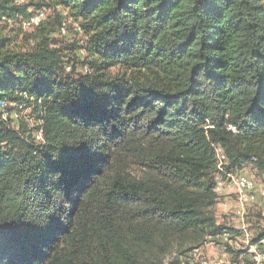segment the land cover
<instances>
[{"label": "trees", "instance_id": "16d2710c", "mask_svg": "<svg viewBox=\"0 0 264 264\" xmlns=\"http://www.w3.org/2000/svg\"><path fill=\"white\" fill-rule=\"evenodd\" d=\"M53 2L82 60L52 48V25L29 48L0 35V264H183L238 236L212 211L217 150L264 178V0Z\"/></svg>", "mask_w": 264, "mask_h": 264}, {"label": "rangeland", "instance_id": "374dc122", "mask_svg": "<svg viewBox=\"0 0 264 264\" xmlns=\"http://www.w3.org/2000/svg\"><path fill=\"white\" fill-rule=\"evenodd\" d=\"M13 1L15 5L26 9L33 16L29 21L22 16L17 17L16 20L0 18V35L10 40L12 49L29 48L26 44L28 40H24V35L35 33L41 25L46 27L52 25L55 29V32L50 36L52 48L62 53L66 63L73 62V59L81 58L82 60L84 58L85 54L79 51L78 47L84 45L87 40H85L79 21L75 19L70 9L56 6L53 2L55 0ZM32 19H35L34 23L31 21ZM113 72L117 73L115 70ZM13 119H17V117L14 116ZM241 173L254 179L259 187H264V178H257L252 168H247ZM233 191L224 190L219 195L218 204L212 211L220 224L228 225L231 229L238 231L239 235L234 238L223 236L216 240L208 239V242L200 250L183 258V264H246L243 258H236L237 252L246 249L249 250L248 257L251 264L264 262V255H260L257 249L250 247L249 243V239L258 233V228L264 227V199H259L257 203L247 204L242 208ZM241 209L244 212L242 217L238 215ZM229 248L234 253L229 251ZM170 260L172 258L168 259V261Z\"/></svg>", "mask_w": 264, "mask_h": 264}, {"label": "bare ground", "instance_id": "6f19581e", "mask_svg": "<svg viewBox=\"0 0 264 264\" xmlns=\"http://www.w3.org/2000/svg\"><path fill=\"white\" fill-rule=\"evenodd\" d=\"M2 110V109H1ZM235 131L234 129H232ZM37 141L42 140V134H37L36 136ZM217 159H218V170L220 171V175L216 179V188H220V183L221 184H227V187L229 188H222L221 193L224 190H231V191H237V199L238 203L242 206V208L247 205V204H255L253 201L255 200V192H249V187L246 184H242V181H252L253 182V187L254 189H260L263 198H264V187H259L254 181V179H251L247 175L244 174H237L233 172H227L224 170V167L227 166V158L224 155L223 151L221 149L217 150ZM216 193L219 196L221 193L219 189H216ZM239 216H243L244 212L241 209L238 212Z\"/></svg>", "mask_w": 264, "mask_h": 264}, {"label": "built area", "instance_id": "2783aa9c", "mask_svg": "<svg viewBox=\"0 0 264 264\" xmlns=\"http://www.w3.org/2000/svg\"><path fill=\"white\" fill-rule=\"evenodd\" d=\"M31 21L34 23L35 19H32ZM242 184H246V185H248V187H249V192H255V200L253 201V203H257V201H258L259 199H264V198H263V195H262V193H261V191H260V189H254V187H253V182H252V181H245V180H243V181H242ZM222 188H229V187H227V184H221V183H220V188H216V189H219V191H220V193H221ZM233 192L237 195V191H233ZM238 199H239V198H238Z\"/></svg>", "mask_w": 264, "mask_h": 264}]
</instances>
